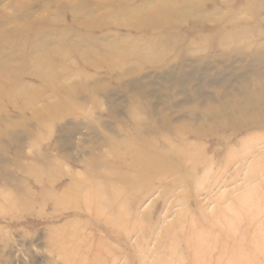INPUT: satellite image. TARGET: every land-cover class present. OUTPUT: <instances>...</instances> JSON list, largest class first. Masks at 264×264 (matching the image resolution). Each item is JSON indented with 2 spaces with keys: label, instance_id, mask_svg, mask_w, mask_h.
I'll use <instances>...</instances> for the list:
<instances>
[{
  "label": "rangeland",
  "instance_id": "rangeland-1",
  "mask_svg": "<svg viewBox=\"0 0 264 264\" xmlns=\"http://www.w3.org/2000/svg\"><path fill=\"white\" fill-rule=\"evenodd\" d=\"M151 2L163 0H0V67L19 69L14 80L35 96L25 107L5 98L13 92L7 85L0 97V264H97L98 248L99 264H264V161H254L264 158V144L247 156L246 169L226 165L225 153L217 156L227 168L197 170L195 176L208 180L201 186L168 174V188L159 179L149 188H122L118 216L104 203L67 195L77 180L71 177L87 178L86 165L110 157L108 140L130 137L137 121L179 126L193 143L197 131L209 134V128L199 131L201 111L214 103L207 97L218 89L230 96L239 73V61L218 57L214 44L234 43V29L249 37L264 32V0H252L245 10H238L244 0L202 2L195 12L204 16L214 9L236 13L235 22L223 19L218 26L193 13L183 18L184 10L176 11L172 26L123 23L120 8ZM45 39L50 82L33 69L32 49ZM53 105L57 114L42 124ZM203 138L196 143L207 158L223 150H209ZM97 168L102 181L117 168L135 177L118 165ZM224 215L233 226L225 235L223 224L209 225Z\"/></svg>",
  "mask_w": 264,
  "mask_h": 264
},
{
  "label": "bare ground",
  "instance_id": "bare-ground-1",
  "mask_svg": "<svg viewBox=\"0 0 264 264\" xmlns=\"http://www.w3.org/2000/svg\"><path fill=\"white\" fill-rule=\"evenodd\" d=\"M209 1L212 0H163L161 4L157 5H151L152 2L129 7L124 5L119 11L124 12L122 21L128 25H132L133 23L140 24V22L145 21L146 23H151V25L155 24V22H159L163 23L160 25L164 27L172 26L178 23L175 13L179 10H184L183 13H180L183 18H188L187 16H191L193 13V16L199 17L200 20L211 19V21L217 23V26L223 19H227L228 22H235L236 13H233V16H231V14L221 15L214 9L208 13V16L207 14L204 16L203 13L195 12V9L202 6V2L207 3ZM251 2L252 0H244V4H241L238 10H245L246 7H249ZM168 4H170V6H168ZM254 29H256V27L252 26L251 30ZM220 30L221 27L212 33L219 32ZM232 31L231 34H235L240 40L245 38L243 40L244 42L238 44L240 42L239 39L237 37L234 39L233 37L235 40L233 41L234 43L231 45L229 44L230 42L220 43V47L214 44L215 47L213 51H218V57L224 61H239V66L235 69L239 71L238 76L234 77V80H232L234 81L232 85L234 86L235 92L227 96L222 93L223 89H218L213 95L207 97V100L213 101L215 104L213 103L212 106L202 110L199 116L200 120H203V124L199 127V131L203 130V127L211 130L209 134L202 135L209 141L208 149L215 151L213 148L219 146L223 150L218 153L215 152L213 159L207 158V154L201 149L200 144L196 143L204 139L200 137L201 135H198V131L196 132L198 134L194 136L196 142L193 143L188 141L187 138L185 139L179 126L168 125L166 121L161 122L159 125L148 122L143 126L137 121V127L136 124L132 127V135L130 137H126L121 141L108 140L110 157L101 156L98 159L99 161L95 158L86 165L88 172L87 178L71 177L73 181L77 179L66 190L71 200L78 201L79 199H83L85 202L89 201L91 204L104 203V208H109L110 211L115 212V215L118 216L121 207L118 198L120 197L122 188L127 192L140 184L149 188L151 186L150 182L155 179H159L161 183H163L162 187L168 188L169 184L167 185L165 182V180H167L166 175L168 174H175L174 181L177 183L193 182L196 186H201L208 180L204 176H195V172L199 169L203 172H208L214 165H219L217 164L218 161L216 158L222 153L228 155L226 165L236 164L238 170L246 169L247 156L253 153L258 145L264 144V140L262 139L264 138V32H259V34H254L252 37H249L248 33L246 34L236 29ZM46 40L47 39L37 44L32 49L33 53L37 55V66H33L35 75L37 74V77H40L43 81H49L48 78L51 79L54 74L50 66L49 57L47 56L48 53L46 48L48 44ZM22 59H25V57ZM200 59L205 63V57ZM123 60L124 59H122L119 64H121ZM203 63H201V65H203ZM6 65L7 64L3 63L2 67H0V97L5 94L3 92V87L9 85L13 92H7L5 98L8 97L14 100L20 99L25 107L30 106L31 102L35 101L34 93L26 91L24 89L25 84L14 80V76L19 77L20 70L14 71L15 74L8 70ZM201 65H199V67ZM193 66L194 63L192 64V67ZM40 68H46V70L42 71ZM172 71V69L167 71L169 72L168 76L171 75ZM234 72H230L229 75L232 76ZM202 106L201 104L197 106L196 109ZM51 108L52 109H47L45 113L46 118L43 119L42 124L50 122L57 114L56 107L53 105ZM136 108L139 109V106L136 105L135 109ZM220 128H227L228 131H230L227 134L212 133ZM143 131H146L148 136H144L142 133ZM208 135L210 136L208 137ZM164 136L166 139H162L163 144H159L158 142L161 141V138H164ZM195 145L200 147L198 151ZM236 147L239 149H235ZM110 158H113V161H111ZM254 161L263 162L264 158L259 156L255 158ZM99 165H102L104 168H110L113 165L122 166V168H127L128 171L132 170L131 172H135V177H131L129 175L130 173L127 174L126 171L119 172L118 170L120 169L117 168V171L108 173L107 177L102 181L99 180L102 177L96 170ZM250 166L255 167L253 165ZM262 167H264V165ZM226 168L225 165H222L217 169L219 171H224ZM256 169L258 168H252L251 170ZM178 174H182V176L177 177ZM119 182H122V185H117ZM182 198H185V196L183 195ZM111 222L114 223L115 219H111ZM217 224H223L225 226L222 234L225 230L228 232L233 231V226L229 223L225 215L217 223H209V225L212 226H216ZM227 231L224 235L228 234ZM171 232L172 230L170 234H172ZM194 245V243L190 242V248H193L192 250L195 252L197 249L196 245ZM100 252H103V250L98 248L99 257L102 256ZM229 253L228 250L222 253L226 263H228L227 261L231 255ZM99 257L97 259V264L100 262ZM160 264L166 263L161 261Z\"/></svg>",
  "mask_w": 264,
  "mask_h": 264
}]
</instances>
